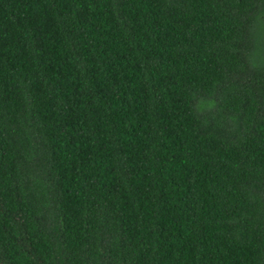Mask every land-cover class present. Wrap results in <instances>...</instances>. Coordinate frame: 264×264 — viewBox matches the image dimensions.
Here are the masks:
<instances>
[{"label":"trees","instance_id":"1","mask_svg":"<svg viewBox=\"0 0 264 264\" xmlns=\"http://www.w3.org/2000/svg\"><path fill=\"white\" fill-rule=\"evenodd\" d=\"M0 264H264V0H0Z\"/></svg>","mask_w":264,"mask_h":264}]
</instances>
